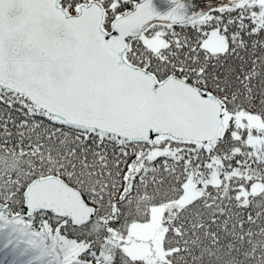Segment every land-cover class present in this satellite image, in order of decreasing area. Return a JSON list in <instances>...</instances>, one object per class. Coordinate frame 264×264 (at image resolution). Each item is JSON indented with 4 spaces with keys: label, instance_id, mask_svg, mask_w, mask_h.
<instances>
[{
    "label": "snow or ice",
    "instance_id": "6c2138e0",
    "mask_svg": "<svg viewBox=\"0 0 264 264\" xmlns=\"http://www.w3.org/2000/svg\"><path fill=\"white\" fill-rule=\"evenodd\" d=\"M0 264H264V0H0Z\"/></svg>",
    "mask_w": 264,
    "mask_h": 264
}]
</instances>
